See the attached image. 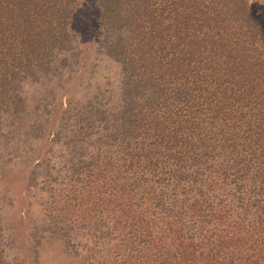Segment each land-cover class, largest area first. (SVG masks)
I'll use <instances>...</instances> for the list:
<instances>
[{"label":"trees","instance_id":"16d2710c","mask_svg":"<svg viewBox=\"0 0 264 264\" xmlns=\"http://www.w3.org/2000/svg\"><path fill=\"white\" fill-rule=\"evenodd\" d=\"M78 3L0 0V264H264V14Z\"/></svg>","mask_w":264,"mask_h":264},{"label":"rangeland","instance_id":"374dc122","mask_svg":"<svg viewBox=\"0 0 264 264\" xmlns=\"http://www.w3.org/2000/svg\"><path fill=\"white\" fill-rule=\"evenodd\" d=\"M258 13L264 14V0H249ZM97 8L94 4V0H79L77 11L74 17V26L80 31V45L85 51L94 48L95 37L98 32V20H97ZM72 24V25H73ZM21 184V183H19ZM18 184V185H19ZM18 187L16 186L15 192L18 194ZM17 208L20 207L21 197L18 196ZM15 210V209H14ZM21 242V240H19ZM53 245L47 247V253L44 255V261L42 264H76L71 257L65 254L57 253L56 249H52ZM15 253V252H13ZM16 254V253H15ZM25 264H29L26 262Z\"/></svg>","mask_w":264,"mask_h":264}]
</instances>
